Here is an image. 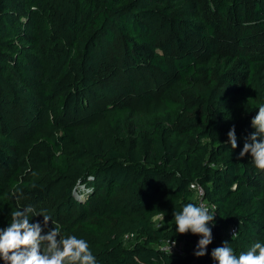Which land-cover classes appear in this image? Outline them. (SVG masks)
Listing matches in <instances>:
<instances>
[{
    "label": "trees",
    "instance_id": "obj_1",
    "mask_svg": "<svg viewBox=\"0 0 264 264\" xmlns=\"http://www.w3.org/2000/svg\"><path fill=\"white\" fill-rule=\"evenodd\" d=\"M260 106L264 0H0V228L32 206L96 264L239 256L264 243V171L239 155ZM191 185L216 216L203 257L175 229Z\"/></svg>",
    "mask_w": 264,
    "mask_h": 264
},
{
    "label": "clouds",
    "instance_id": "obj_2",
    "mask_svg": "<svg viewBox=\"0 0 264 264\" xmlns=\"http://www.w3.org/2000/svg\"><path fill=\"white\" fill-rule=\"evenodd\" d=\"M251 125L255 132L247 138L239 155L243 159L250 154L254 166L264 171V106L258 108ZM227 136V143L235 150L238 146L235 126ZM33 217H43V225L30 222ZM215 217L203 203H188L182 211L174 212L179 235L191 233L200 237L194 251L197 257L206 255V249L212 243ZM49 222L53 225L50 215L37 212L32 206L14 212L9 225L0 228V261L3 264H96L86 240L74 235L61 236L58 228H48ZM173 247L175 241L171 242V249ZM211 256L216 264H264V243L256 242L237 256L225 242L213 249Z\"/></svg>",
    "mask_w": 264,
    "mask_h": 264
},
{
    "label": "built area",
    "instance_id": "obj_3",
    "mask_svg": "<svg viewBox=\"0 0 264 264\" xmlns=\"http://www.w3.org/2000/svg\"><path fill=\"white\" fill-rule=\"evenodd\" d=\"M191 189L195 190L196 194H197V198L199 199V203H203L200 198L201 196L203 195V190L199 187V186H196V185H191L190 186ZM205 206H207L209 208V210L213 213L214 212V207L212 205H208L206 203H203ZM160 219V217H158ZM236 228H231L229 231H228V236H234L236 234ZM131 236L128 237V235L125 237L126 239L127 238H131ZM171 242L172 241H167L165 242L163 245L159 246V250L166 253V254H169V255H177V256H182L183 255V245L181 243H176L175 242V247H173L171 249Z\"/></svg>",
    "mask_w": 264,
    "mask_h": 264
}]
</instances>
